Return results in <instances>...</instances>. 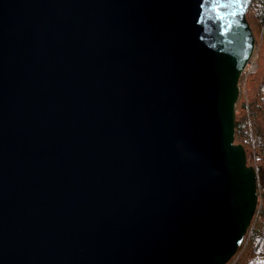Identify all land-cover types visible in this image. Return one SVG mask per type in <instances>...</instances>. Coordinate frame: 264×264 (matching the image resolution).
Returning <instances> with one entry per match:
<instances>
[{
	"label": "water",
	"instance_id": "obj_1",
	"mask_svg": "<svg viewBox=\"0 0 264 264\" xmlns=\"http://www.w3.org/2000/svg\"><path fill=\"white\" fill-rule=\"evenodd\" d=\"M250 0H0V264H224L257 204L234 142Z\"/></svg>",
	"mask_w": 264,
	"mask_h": 264
},
{
	"label": "trees",
	"instance_id": "obj_2",
	"mask_svg": "<svg viewBox=\"0 0 264 264\" xmlns=\"http://www.w3.org/2000/svg\"><path fill=\"white\" fill-rule=\"evenodd\" d=\"M244 17L264 37V0H250ZM255 73L246 97L236 99L233 141L243 146L247 164L255 168L257 204L238 249L224 264H264V64Z\"/></svg>",
	"mask_w": 264,
	"mask_h": 264
},
{
	"label": "rangeland",
	"instance_id": "obj_3",
	"mask_svg": "<svg viewBox=\"0 0 264 264\" xmlns=\"http://www.w3.org/2000/svg\"><path fill=\"white\" fill-rule=\"evenodd\" d=\"M250 30H252L254 36V48L245 70H243L240 75L237 85L239 87V96L236 99H244L246 97V94H248L249 80L251 79L253 72L256 71L257 73L261 65L264 64V37L256 27H253Z\"/></svg>",
	"mask_w": 264,
	"mask_h": 264
}]
</instances>
